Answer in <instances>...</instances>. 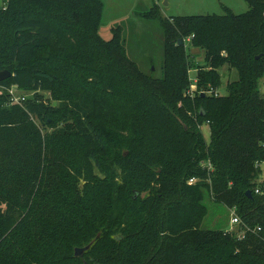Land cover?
Instances as JSON below:
<instances>
[{
  "label": "trees",
  "instance_id": "16d2710c",
  "mask_svg": "<svg viewBox=\"0 0 264 264\" xmlns=\"http://www.w3.org/2000/svg\"><path fill=\"white\" fill-rule=\"evenodd\" d=\"M3 1L0 19L11 16L0 25L6 49L0 71L7 69L11 76L0 81L7 97L3 114L10 118L6 123L0 118V249L14 232L24 234L26 206L44 165L41 132L32 119L47 123L58 117L62 124L52 133L75 138L91 193L109 192L102 217L91 215L89 225L78 227L86 239L74 246L88 249L81 256H75L74 249L65 264H264V0H245L248 10L240 14L226 10L221 15L169 19L149 12L146 16L158 20L164 30L160 79L145 75L128 59L121 25L111 30L110 40L99 39L100 0ZM186 37L204 51L193 96L185 94L192 68ZM91 43L106 52L96 63L115 68L130 88L132 110L123 124L103 128L96 123L104 118L106 105L87 81L93 80L102 91H115L103 79L101 66L81 80L69 79L51 64L52 58L78 61ZM222 66L228 75L232 69L238 75L227 83L228 94L206 93L220 85ZM56 85L71 93L56 107L34 98L8 101L11 87L33 96ZM204 123L210 130L208 140L200 129ZM193 177L196 181L189 183ZM142 178L150 184V198L147 205L134 206L137 195L131 198L130 188ZM258 187L263 193H255ZM206 195L235 207L244 223L261 231L238 239L233 232L201 229ZM80 210V216L92 212L83 205ZM148 231L153 241L135 248L133 240ZM69 240L63 239L61 246ZM17 247L18 254H12L15 264L31 257L52 264L47 252L32 253L19 243Z\"/></svg>",
  "mask_w": 264,
  "mask_h": 264
},
{
  "label": "rangeland",
  "instance_id": "374dc122",
  "mask_svg": "<svg viewBox=\"0 0 264 264\" xmlns=\"http://www.w3.org/2000/svg\"><path fill=\"white\" fill-rule=\"evenodd\" d=\"M103 4L102 18L99 27V39L108 41L112 38V29L118 25L123 28V39L128 59L133 60L139 70L154 79L163 76L164 56V30L161 23L155 18L146 16L149 12L157 11L164 18H176L194 15H221L226 10L236 14L246 12L248 4L245 0H100ZM4 1L0 0V7L3 8ZM157 6V10L154 7ZM1 17L0 25L10 17ZM1 33V28H0ZM4 37L0 34V60L5 59L6 52ZM102 46V44H101ZM187 50V61L191 65L189 70L190 85H196L197 70L204 66V51L193 47L188 38H185ZM86 55L76 62H67L60 59H53L51 64L64 70L69 79L81 78L94 72L95 66L102 67L103 79L115 88L111 92L102 91L93 81H87V86L97 94L106 105L105 116L101 121H96L103 128L117 126L124 123L126 115L132 110V99L130 88L122 79L115 68L96 63L103 57L104 48L100 45L86 47ZM108 53V52H107ZM43 55V53H39ZM88 55V56H87ZM111 55V54H110ZM220 85L217 92L220 95L228 94L227 83L237 78V71L232 69L230 75L226 66L219 69ZM90 78V77H89ZM260 90L264 94V77L260 81ZM5 92L0 90V118L4 123L8 122L3 114V107L7 102ZM13 96H24L26 99L34 98L47 106L56 107L60 101L71 97L66 86L56 85L51 91H40L35 95L24 90H13ZM11 103V96L8 97ZM183 104L178 101L177 105ZM194 117V115L190 114ZM32 121L39 128L42 136L43 149L41 161L43 167L31 195V202L26 206L27 219L25 220V232L19 236L17 232L9 236L2 243V258L0 264H15L12 262V254H18L17 243L21 248L32 253L47 252L52 264H65L70 255L74 254L75 243L83 242L86 234L79 229V226L89 225L92 216L95 219L102 217L106 199L109 192L100 190L91 193L90 185L84 181L80 162L78 160L79 147L74 137H59L52 132L59 125L61 120L47 123H40L37 119ZM202 134L206 140L209 139V127L206 123L200 125ZM0 139L2 136L0 134ZM3 158L0 153V159ZM260 179L264 180V163L261 164ZM150 184L147 179L142 178L130 188L129 195L133 198L134 206L147 205L150 198ZM173 195L174 193L171 192ZM207 207V214L200 224L204 230L215 232L224 231L230 228V208L222 203L215 202L208 195L203 200ZM87 206L92 212L86 216H80L76 211H81V206ZM23 221V220H22ZM236 229V228H235ZM70 237L68 243L61 246L63 239ZM74 237V238H73ZM154 239L152 231L141 236V240H133V246L147 247ZM68 244H70L68 248ZM86 242L84 243V246ZM89 246V245H87ZM83 247V246H82ZM25 253V251H24ZM21 259H23L21 257ZM20 259V260H21ZM102 260V259H101ZM100 259L98 261L102 262ZM25 264H39L36 258H25Z\"/></svg>",
  "mask_w": 264,
  "mask_h": 264
},
{
  "label": "built area",
  "instance_id": "2783aa9c",
  "mask_svg": "<svg viewBox=\"0 0 264 264\" xmlns=\"http://www.w3.org/2000/svg\"><path fill=\"white\" fill-rule=\"evenodd\" d=\"M3 8H4V5H3ZM14 89L17 90L16 87H11L7 90L11 96V103L23 102L25 99L24 96H17V97L13 96V90ZM196 91H197L196 85H190L189 89L186 91L185 94L189 95V96H193ZM206 93H210V94H213L215 96L218 95V92L215 89H209L208 91H206ZM188 181H189V183H193L196 181V178H194V177L190 178ZM255 193L261 194V193H263V191H261V189L258 187L255 189ZM229 208H230V212H231L230 228L225 230L226 232H233L236 234V237L238 239H243V238H245V236H247L248 233L257 234L259 231H261L260 226L251 227L250 225L244 223L242 221V219L239 217V215L237 214L235 207H229Z\"/></svg>",
  "mask_w": 264,
  "mask_h": 264
},
{
  "label": "water",
  "instance_id": "95a60500",
  "mask_svg": "<svg viewBox=\"0 0 264 264\" xmlns=\"http://www.w3.org/2000/svg\"><path fill=\"white\" fill-rule=\"evenodd\" d=\"M178 44H182V40H181V39L178 40ZM256 58H258V56H257ZM10 76H11V73H10V71H8L7 69H4V70H1V71H0V81L5 80V79H7V78L10 77ZM204 95H205V94L202 93V96H204ZM246 195H247L248 197H251V196H252V192H251L250 190H247V191H246ZM88 247H89V246H86V247H77V248H75V256H81V255L83 254V252H84L86 249H88Z\"/></svg>",
  "mask_w": 264,
  "mask_h": 264
}]
</instances>
